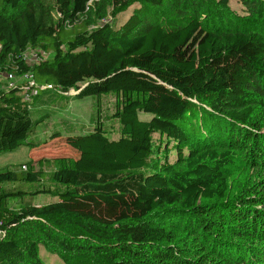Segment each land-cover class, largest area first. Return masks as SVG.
Returning a JSON list of instances; mask_svg holds the SVG:
<instances>
[{"label":"trees","instance_id":"1","mask_svg":"<svg viewBox=\"0 0 264 264\" xmlns=\"http://www.w3.org/2000/svg\"><path fill=\"white\" fill-rule=\"evenodd\" d=\"M239 2L0 0V71L59 88L30 104L0 90V154L38 125L35 99L119 97L118 138L98 124L66 137L74 155L0 169V264H46L40 247L66 264H264V0ZM41 160L59 163L51 185L3 186L42 181ZM39 193L57 199L7 206Z\"/></svg>","mask_w":264,"mask_h":264},{"label":"rangeland","instance_id":"2","mask_svg":"<svg viewBox=\"0 0 264 264\" xmlns=\"http://www.w3.org/2000/svg\"><path fill=\"white\" fill-rule=\"evenodd\" d=\"M216 1V0H215ZM228 7L234 13L243 14V8L239 0H228ZM131 7L118 12L116 18H122L128 15ZM114 18L108 17L105 20L112 22ZM105 21H101L102 24ZM49 54H40V57H47ZM27 63H33L39 57L35 51L28 50L24 54ZM5 86V84H4ZM53 92L42 93L43 99L46 100L49 94ZM73 90L66 95L52 97L48 100L49 104H43L42 101L38 103V99L34 100V118L38 119V125L31 134L28 135L26 141L20 145L16 150L0 154V169L8 164H20L26 161H31V156L38 159H49L52 155L57 154H72L75 152L74 139L66 137H76L90 132L95 125L101 124L108 131L109 138L116 139L119 136V124L115 119L119 104V97L115 94H102L100 96H87L82 99L72 98ZM40 98V97H39ZM186 128H191L186 126ZM55 135L58 137L52 138ZM159 140L166 141L165 137H154V141L159 143ZM27 142H33L34 147L31 151ZM171 144L172 141H171ZM170 147V145H169ZM157 151V148H156ZM159 154L154 152L149 156L147 164L151 167L153 164L158 165L159 162L164 161L165 152L162 146L158 149ZM31 152V154H30ZM168 161L175 160V151L170 148L167 152ZM34 169L42 170V181L35 183L17 182L15 184H3L5 188L18 187L23 190H33L37 186L51 185V173L59 166L57 161L41 160L40 162H33ZM19 168V167H18ZM147 168H144L147 169ZM56 197L48 193H39L23 197H10L7 200V206L17 209L22 205L29 204H46L56 200ZM7 211L0 207V221L1 223L7 218ZM1 226V224H0ZM1 229V227H0ZM40 255L45 260L46 264H66L56 254L47 251L43 247L39 249Z\"/></svg>","mask_w":264,"mask_h":264},{"label":"built area","instance_id":"3","mask_svg":"<svg viewBox=\"0 0 264 264\" xmlns=\"http://www.w3.org/2000/svg\"><path fill=\"white\" fill-rule=\"evenodd\" d=\"M17 84H21L20 95H22V99L28 102L29 104L31 103L33 97L38 95L39 92L52 91L56 90L57 88L54 87L52 84H44L37 86L34 82L33 75L31 73H25L21 76H12L0 71V90L14 87ZM21 168L25 170L26 166L21 165ZM2 232L3 230L0 229V234H2Z\"/></svg>","mask_w":264,"mask_h":264}]
</instances>
